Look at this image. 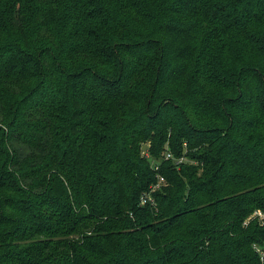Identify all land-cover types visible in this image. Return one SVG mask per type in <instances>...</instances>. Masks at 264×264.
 <instances>
[{"label": "trees", "instance_id": "1", "mask_svg": "<svg viewBox=\"0 0 264 264\" xmlns=\"http://www.w3.org/2000/svg\"><path fill=\"white\" fill-rule=\"evenodd\" d=\"M257 212L264 0H0V264H264Z\"/></svg>", "mask_w": 264, "mask_h": 264}, {"label": "built area", "instance_id": "2", "mask_svg": "<svg viewBox=\"0 0 264 264\" xmlns=\"http://www.w3.org/2000/svg\"><path fill=\"white\" fill-rule=\"evenodd\" d=\"M147 158H149V154L147 153L145 155ZM171 155L167 154L166 155V160L170 159ZM152 168L155 172L158 173L157 175V182L156 184L152 185L149 189V191L145 192L144 194H142L141 198H140V206H148L150 205L151 207L156 208L157 207V202H156V198H155V193L158 190H161L163 186L166 185V180L163 176L160 175L159 173V166L157 164V162L152 160Z\"/></svg>", "mask_w": 264, "mask_h": 264}, {"label": "rangeland", "instance_id": "3", "mask_svg": "<svg viewBox=\"0 0 264 264\" xmlns=\"http://www.w3.org/2000/svg\"><path fill=\"white\" fill-rule=\"evenodd\" d=\"M16 137H17V135H16ZM14 147H15V149L18 151V152H23L24 150H26L27 149V147L24 145V143L23 142H21L19 139H16V141L14 142ZM149 149V145H146V146H144V148H143V156H145L146 154H147V150ZM42 174H45V173H42ZM45 176V175H44ZM38 177V176H37ZM48 177V175H46V178ZM38 181V180H37ZM42 183H43V181H42ZM256 216H258L259 217V219H260V221L262 220V219H264V215L261 213V212H257L254 216H253V218L254 217H256Z\"/></svg>", "mask_w": 264, "mask_h": 264}]
</instances>
